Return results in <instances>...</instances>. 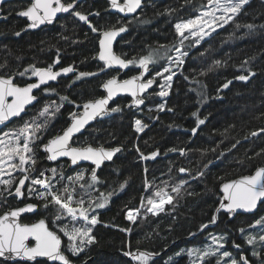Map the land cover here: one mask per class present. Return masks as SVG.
Wrapping results in <instances>:
<instances>
[{
    "label": "trees",
    "instance_id": "trees-1",
    "mask_svg": "<svg viewBox=\"0 0 264 264\" xmlns=\"http://www.w3.org/2000/svg\"><path fill=\"white\" fill-rule=\"evenodd\" d=\"M206 2L151 0L135 16L122 20L107 11L105 1L86 0L77 11L87 15V21L65 15L52 26L33 32L24 31L25 20L16 17L27 6L25 1L2 6L0 76L11 75L16 84L24 85L32 80L31 72L24 76L19 73L33 65L46 68L57 57L56 67L74 69V73L46 87L55 91L39 90L36 103L9 125H21L45 104L62 105L40 144L65 128L68 116L79 109L78 105L100 97L101 84L114 74L97 58L100 34L91 31L90 24L100 31L125 26L115 52L137 61L153 55L150 65L154 72L160 71L177 49L187 53L175 70L167 96L158 95L155 86L139 110L127 107V98H119L110 107H118L119 111L101 116L73 141L76 146L121 147L113 162L97 172L99 182L92 188L98 196L112 193L105 207L96 212L93 243L71 256L65 250V238L44 213L41 201L26 200L37 204L38 210L22 220L45 218L49 227L61 235L63 251L75 264H137L126 252L153 254L148 264H190L184 250L201 245L211 233L224 237L226 250L233 258L238 259L242 253L255 264L244 232L264 213V202L255 214L233 215L220 209L218 188L222 182L251 174L264 165V0H248L232 20L200 43L183 40L181 44L175 25L197 15ZM138 66L129 65L123 76L135 73ZM241 75L248 79L239 80ZM61 97L68 99L61 101ZM161 104L163 110L159 109ZM201 119L205 122L198 124ZM136 120L145 126L143 132L135 130ZM153 152L158 153L154 158ZM38 165L40 170L51 167L40 152ZM72 170L66 169L70 171L67 174ZM165 178L184 182L179 194L173 196V203L156 215L137 214L134 222L128 220L127 212L137 209L146 194V183ZM26 201L8 198L0 213ZM204 264H213V259Z\"/></svg>",
    "mask_w": 264,
    "mask_h": 264
},
{
    "label": "snow or ice",
    "instance_id": "snow-or-ice-1",
    "mask_svg": "<svg viewBox=\"0 0 264 264\" xmlns=\"http://www.w3.org/2000/svg\"><path fill=\"white\" fill-rule=\"evenodd\" d=\"M111 6L118 9L121 13H135L138 8L141 7L142 0H110ZM208 3L212 7L201 14V16L195 19L187 20L184 23H178L175 25L176 32L187 39L184 35L185 30L189 31L191 36L207 35L204 31V26L211 27L212 23L217 26H223L227 24L233 17L239 13L241 8L248 3V0H208ZM76 0L64 3L62 0H32L31 6L26 11L20 13L21 16L27 17L30 21V27H37L39 24L52 23L58 13L69 12L74 9ZM217 12L221 14L216 15ZM81 21H87L88 16L82 14L79 11L73 13ZM207 18V19H205ZM211 22V23H210ZM222 22V23H221ZM91 31L98 32L100 34L99 39V51L98 59L104 63L105 68L118 67L121 69L128 68L129 65L137 64L143 70L139 77H132L131 79L118 81L115 77L109 79L103 84L104 89L107 92V96L94 101H88L83 104L82 113H70L71 123L62 130V134L56 135L43 145V150L48 154L47 159L55 161L60 157H67L70 159L73 165L80 161H90L95 167L91 169L90 177L86 180L85 171L78 172L75 176H69L67 178L68 183L64 184L61 188H56V185L52 181L56 177V169H51L53 176L48 177L45 173L41 172L39 177L31 179V185H38L41 191L36 192L38 199L45 201L44 207L48 208L50 205L57 206L58 215L57 219L62 217H68L71 221L75 222L83 220L87 224L95 225L98 220L96 215L90 216V211H94L95 208H104L108 202V198L112 195L111 192L104 194L100 193L99 197L93 198L91 195V189L96 183L99 182L97 176V169L105 161L112 160L115 153L120 151V148L106 149L103 146L93 147L92 145L73 146V137L80 133L82 129L97 116L106 114L109 110L117 112L120 109L118 107L108 108L109 101L119 92L130 93L133 97V104L139 106L144 103L142 94L149 89L155 81V77L143 79L144 73L148 72V67L154 62L153 55H148L135 59H125L122 56L115 54L113 51V41L121 33L126 31L123 26H112L107 30L100 31L96 26L89 25ZM249 28L252 26L249 25ZM18 34V33H17ZM181 40V44L183 43ZM179 55L176 57L178 64L183 63V56H186V52H180L177 49ZM55 63H59V57ZM219 63V62H217ZM54 64L48 65L46 68H38L29 66L24 72L19 73L20 76L26 75L29 71L31 76L36 78L35 83H28L21 87L13 82V76L7 77L0 76V125L10 121L13 117H20L21 113L25 111L27 105L32 104L37 97L33 94L34 89H40L42 85H47L49 81H56L57 78L63 73L67 74L73 72L74 69L64 67L58 71H54ZM3 67V65H0ZM164 73L170 72V67L163 69ZM95 75V73H80V76ZM157 76H162L163 73L158 72ZM172 75L164 77L165 82L172 80ZM239 80H247L248 77L241 75L237 77ZM229 83H231L229 81ZM163 89V85L161 86ZM170 87V85H169ZM224 87H228L225 84ZM45 92L55 91L54 89L44 88ZM160 96H167V91H160ZM9 98L11 100L9 101ZM61 101H65L67 97H61ZM62 105L45 104V106L39 110L36 117L30 120H25L23 125L18 129L4 132L0 134V173H3V165L7 164L10 168L18 169L21 172H27L29 169L24 166L31 161L35 164L33 145L37 140L42 139V133L47 130L48 125L56 114L60 111ZM79 107V105L77 106ZM159 109L163 110L164 105H159ZM193 115H196L193 113ZM42 118V119H41ZM204 120H198V124H203ZM145 126H142L140 120L135 121V130L137 132H143ZM193 133L196 129H192ZM252 135H257L253 132ZM176 149H172L175 151ZM139 151V149H137ZM183 154V149L180 150ZM143 155V154H142ZM154 158L158 153L153 152ZM147 159L148 157H144ZM18 159L19 163H13ZM181 172L185 169L181 168ZM11 175V173H9ZM63 179V173L60 174ZM29 180V176L25 175L19 180V186L15 188V194L17 197H22V188L25 185V181ZM59 182V181H57ZM11 180H0V184L10 185ZM184 182L176 185L172 188V192L179 194ZM77 186L81 191L80 198L77 196ZM124 185H121L123 188ZM29 192L35 191L34 188L29 187ZM222 191L224 193L223 199L220 203V209L226 210L228 213H234L236 210L243 209L245 211H252L256 208L258 201H264V167L258 168L253 175L242 176L238 180H233L222 184ZM85 196L88 197L85 200ZM174 197L170 195L164 188L158 189L152 196L146 198L147 212L153 215L164 211L165 204H172ZM227 201V203H224ZM87 205V206H86ZM144 206V200L142 199V207ZM37 206L34 204H27L23 208H17L9 212H5L0 215V257H5L6 254L10 256H16L26 261H35L38 257L47 258L50 261H59L61 264H71L70 260L61 251V238L54 232L49 230L46 221L44 219L39 220L33 224H22L19 222V217L25 212H32ZM219 211V209H217ZM135 213V214H134ZM139 213L138 209L129 210L127 213V219L135 221L136 215ZM216 217L213 216L212 222H215ZM256 225L264 224V217L255 221ZM202 228L207 225H202ZM60 231L70 241L69 251L73 254L83 250L84 245L94 242V237L90 235L91 227L73 226L71 229L67 225L60 228ZM31 238L35 241L33 246H29L27 241ZM224 237L217 238L212 236L213 244L219 243V240ZM255 237H249L247 242L253 243ZM261 241H264V235L259 237ZM79 241V243H77ZM220 247H223L221 244ZM125 255L130 256L138 264H148L152 255L148 252H126ZM188 255L190 257L195 256L200 261H204L206 257L215 255V251L211 247L188 249ZM256 255V253H254ZM223 256L228 257L229 253L224 252ZM243 259V258H242ZM195 264V261H193ZM219 264V262H218ZM231 264H237L235 260ZM244 264H248L247 260H244Z\"/></svg>",
    "mask_w": 264,
    "mask_h": 264
},
{
    "label": "rangeland",
    "instance_id": "rangeland-1",
    "mask_svg": "<svg viewBox=\"0 0 264 264\" xmlns=\"http://www.w3.org/2000/svg\"><path fill=\"white\" fill-rule=\"evenodd\" d=\"M211 7H212V5H210L208 3V0H207L205 7L197 15H195L194 17H192L190 19H195L196 17L201 16V14L203 12L208 11ZM220 14H221L220 12L216 13L217 16H219ZM190 19H186V20L178 22V23H184V22H186L187 20H190ZM205 19H207V18H205ZM220 27H222V26H217V24H215V23H212L211 27L204 26V31L207 32L208 34L207 35H203L202 38L200 36H191L189 34L188 30H185V33H184V35L188 37L187 39H183V37H181L179 34L178 35L180 36L181 40L182 39L183 40H194V43H200L202 40L208 38L212 33H214ZM180 52H182V51L180 50ZM178 55H179V53L176 51L175 54L173 55V57L168 61V63L160 71L154 72L153 76L158 80V83H157L158 93L160 91H162V90L167 91V92L169 91V88H170L169 85H171L172 80L170 82L166 83L165 80H164V77L168 76L169 74H173L172 75V79H173V76L175 74V70L179 66V64L176 62V57ZM183 58H184V56L182 57V59ZM166 67H170V72L169 73H164L163 72V69L166 68ZM158 72L163 73V75L162 76H157L156 74ZM162 85L164 86L163 89L161 87ZM161 97L164 98L165 96H161ZM49 104H51V103H49ZM37 115H38V113L36 115H34L33 117H36ZM33 117H29L26 120H30ZM23 123L21 125H19V126H15V127H7L5 129H3L0 132V134H2L4 132H9V131L18 129L19 127H21L23 125ZM43 134H44V132L41 135L43 136ZM40 141L41 140H37L35 142V144L33 145L35 164L33 165L31 163V161H29V163L24 166L25 168L29 169V171L21 172L18 169L10 168L7 164L2 166L4 168V171H3V173H0V180H11L12 183L10 185L0 184V209L4 207V204H5V202H6V200L8 198H14L16 201H22V200H28V199H34V200L41 201L42 207L44 209V213H46L47 216L50 217L52 225L65 238V250H66V252L69 253L71 256L75 257L81 251L78 252L77 254H73L71 251H69L70 241L63 234V232L60 231V228L63 227L64 225H67L69 227V229H71L73 226H76V227L87 226V227H91V229H92L95 225H90V224L86 225V222H84L83 220H78V221L73 222L68 217H62L61 219L58 220L57 219V215L59 213H58V210H57V206L50 205L48 208H45L43 206L45 201L38 199L37 196H36V192L41 191L42 189H40V187L38 185H31V179L39 177L41 172L45 173V175L48 176V177H52L53 173H52L51 169L55 168L57 170L56 171V177L52 181V183L56 185V188H61L64 184L68 183L67 178L69 176H75L78 172L85 171V178L88 179L90 171H87L86 168L81 167V168L74 169V170L71 171V173L67 174V172H70V171H66V165L63 164L64 162L56 164V165H53V166H51L49 168H45V169L40 170V167L38 165L39 147L41 145ZM13 163L18 164L19 163L18 159L14 160ZM9 173H11V175H9ZM61 173H63V179H61V177H60ZM25 175L29 176V180L25 181V185L22 188L23 196L22 197H17L16 194H15V188L17 186H19V180L22 179ZM57 181H59V182H57ZM178 184H180V182L173 181L170 178L169 179L165 178L163 181H158L157 180V181H155L153 183L147 182L146 183V189H147L146 190V194L142 198L144 200V206L142 207V201H141L139 207L137 208L139 210L138 216H142V215H145V214L146 215H149V214L152 215V213H149L146 210L147 207H149L146 204V198L147 197L152 196L160 188H164L170 195L175 196L177 193L172 192V188L175 187ZM29 187L34 188L35 191L30 193L29 190H28ZM81 191L82 190H80L79 187L77 186V196H76L77 199L80 198ZM90 191H91V195H92L93 198L99 197L95 193L96 189H91ZM84 198H85V200L88 199L87 196H85ZM165 205H164V207H165ZM101 209H103V208H95L94 211H90V216L91 215H96V212L98 210H101ZM126 216H127V214H126ZM261 217H264V213H262V215H260V217L258 219H260ZM90 235H91V233H90ZM244 235L246 237V242H247L249 237H255V239L253 240L252 244H249L247 242V245L250 248L249 249V256H251L253 259L256 260L255 264H263V261H264V241H261L259 239V237L261 235H264V224L256 225L254 223L249 229H247L244 232ZM212 236H216L217 238L222 237V236H220L218 234H214V233L212 234L211 233L208 236H205V240L203 241V243L201 245L195 246V247H192V248H199V249L203 250L204 248L211 247L215 251V255L206 257L204 259V261H200L195 256L190 257L188 255V249H186V250H184V253H186L188 255L189 260H190V264H193V261H195V264H204V262L206 260H210V259H213V264H218V262H219V264H231V262L233 260H235L237 262V264H244V260L246 259L244 254L241 253V255H240V257L238 259L233 258L230 255V252H228L226 250L225 240L222 239V240H219V243L213 244ZM77 243H79V241H77ZM221 244L223 245V247H220ZM88 245L89 244L86 243L84 245V247H83V250ZM235 248H237V247H235ZM189 249H191V248H189ZM225 251L229 253L228 257L223 256V253ZM254 253H256V255H254ZM261 254H262V256H261ZM135 262L138 264L137 261H135ZM247 262H248V264H251L248 260H247Z\"/></svg>",
    "mask_w": 264,
    "mask_h": 264
},
{
    "label": "water",
    "instance_id": "water-1",
    "mask_svg": "<svg viewBox=\"0 0 264 264\" xmlns=\"http://www.w3.org/2000/svg\"><path fill=\"white\" fill-rule=\"evenodd\" d=\"M12 1H15V0H0V22L3 20L2 10H1L2 6L5 5V4H7V3H9V2H12ZM25 1L30 2V5L28 6V7H30V6H31V3H32V0H25ZM82 1H84V0H76V4H79V3L82 2ZM103 1H105V2L108 4V11H109L110 13H113V14H115V15H118V16L124 18V19H127V18H130V17H133L134 15H136V14L138 13V11L142 8L143 4H144L145 2H147V1H151V0H142L141 7L138 8V9L136 10L135 13H121V12L118 11V9H115V8H113V7L111 6V2H110V0H103ZM120 2L123 3V0H120ZM76 4H75V5H76ZM28 7H27V8H28ZM27 8L24 9V10H22V11H26ZM22 11L18 12L16 15H17V17L24 18V19L27 21V25H26V27H25V31H34V30H37V29H39V28H41V27H43V26L51 25V24H53V23L55 22V20L59 17V15L67 13V12H65V13H58L57 16L54 18V20H53L52 23H50V24H49V23L39 24L37 27L33 28V27H30L31 21H30L27 17H24V16H21V15H20V13H21ZM124 34H125V32L121 33V34H120L119 36H117L116 39L113 41V51H114V46H115L116 42H117V41L121 38V36H123ZM99 39H100V37H99ZM98 51H99V40H98ZM115 54H116V53H115ZM114 68H115L116 70H125V69H126V68H125V69H121V68H118V67H114ZM57 71H58V70H57ZM142 71H143V70L140 69L139 73H137L136 75L130 76V77L126 78V79H119V76H114V77H115L118 81H123V80L131 79L132 77H139ZM152 73H153V69H152L151 65H149V67H148V72L144 73L143 79L146 81V80L152 75ZM61 75H64V74L62 73ZM61 75H60V76H61ZM60 76H59V77H60ZM59 77H58V78H59ZM58 78H57V79H58ZM111 78H113V77H111ZM111 78H109V79H111ZM109 79H108V80H109ZM108 80H106L104 83H106ZM13 82H14V79H13ZM35 82H36V78H35V81L32 82V83H35ZM53 82H55V81H49V83H48L47 85H49L50 83H53ZM104 83H103V84H104ZM103 84H102L101 87H100V91H101V93H102V96H100V97H98V98H96V99H93V100H89V101H94V100L101 99V98H104V97L107 96V92H106V90L104 89ZM156 84H157V81L155 80L154 83L152 84V86H151L149 89H147V90L142 94L143 100H144V96H145L146 94L150 93L151 90L156 86ZM47 85H42L41 88H42V87H45V86H47ZM23 86H25V85H23ZM23 86H21V87H23ZM38 90H39V89H34V90H33V94L35 95V93H36ZM35 96H36V95H35ZM122 97H126V98L129 100V101H128V106H127V107H129V108H133L134 110H139V109L142 108V107L144 106V104H145V101H144L143 104L137 106V105L133 104V97L131 96L130 93H127V92H119V93H117L115 96H113V98L109 101L108 108L110 109V106L112 105V103H113L114 101H116L117 99L122 98ZM10 100H11V98H9V101H10ZM36 101H37V99H36L35 101H33L32 104L27 105L26 108H25V111H24L23 113H21V116H23V115L26 113L27 109L30 108V107H32V106L36 103ZM86 102H88V101H86ZM86 102H84V103H86ZM84 103H82V104L80 105V110H79L77 113H82V112H83V104H84ZM109 112H110V110H109L108 112H106V114H104V116H107V115L109 114ZM21 116H20V117H21ZM101 116H103V115H101ZM99 117H100V116H97L95 119L91 120V121L85 126V128L81 130L80 133H77V134L73 137V139L76 138V137H78V136H80V135H82V134H83V133H84L89 127H91V126L97 121V119H98ZM17 118H19V117H13L10 121H7V122H5V124L0 125V129H2L3 127H5L6 125H8L9 123H11L12 121H14V120L17 119ZM68 118H69V122H68L67 126H66L64 129H66V128L70 125V123H71L70 115H69ZM60 134H62V131H61ZM54 137H55V136H54ZM54 137H52V138H54ZM52 138H50V139H52ZM50 139H48L44 144H46ZM44 144H43V145H44ZM43 145L40 146L39 151H40V153L44 156V158H43L44 162H45L46 164H48V165H52V164H55V163L60 162V161H66V162H67V168H66L67 170H72V169H74V168H76V167H80V166H89L91 169H92L93 167H95L90 161H80V162H78L77 164L73 165V164L71 163L70 159L67 158V157H60V158H58V159L55 160V161L48 160V159H47V155H48V154L43 150ZM73 146H74V145H73ZM76 147H79V146H76ZM93 147H99V146H93ZM104 148H106V149L120 148V151H121V147H119V146H118V147H104ZM120 151H119V152H120ZM119 152L115 153V155L113 156L112 160H110V161H105V162L100 166V168L97 169V172H98L99 170H101V169L103 168L104 165L111 164V163L113 162V160L116 158V156L118 155ZM260 167H264V165H262V166H258V167H257V168H256L251 174H248V175H253V174L255 173V171H256L258 168H260ZM90 173H91V171H90ZM242 176H247V175H242ZM242 176H239V177H236V178H233V179H230V180H226V181L222 182V183L219 185V188H218V189H219V193H220L222 199H223V196H224V193H223V191H222V184H223V183H226V182L233 181V180H238V179H240ZM263 202H264V201H258V202H257V206H256V208L253 209L252 211H245V210H243V209H239V210H236V211H235L234 213H232V214H233V215H237V214H241V215H252V214H255V213L258 211L260 205H261ZM224 203H227V201H224ZM27 204H34V205H36L35 203H26V204L21 205V206H19V207L9 209V210H7V211H5V212H9V211H11V210H15V209H17V208H23V207H25ZM36 206H37V205H36ZM37 210H38V206H37V207L35 208V210L32 211V212H25V213H23V214L19 217V222L22 223V224H33V223H37V222H38L39 220H41V219H44V220L46 221L45 218H42V217H41V218H38L37 220L31 222V223H23V222H21V217H23L24 215H33V214H35V213L37 212ZM5 212H3L1 215H3ZM46 224H47L49 230L54 231L53 229H51V228L49 227L47 221H46ZM54 232H56V231H54ZM56 233H57V232H56ZM57 234H58V233H57ZM58 235H59L60 238H61V251H62L63 254H64V255L70 260L71 264H75L73 261H71V259L68 257V255L63 251V240H62L61 235H60V234H58ZM27 243L29 244V246H33V245L35 244V241L32 240L31 238H29V240L27 241ZM0 261H1V262H4V263H7V264H15V263L33 264V263L36 262V261H44V262H46V263H48V264H61V262H59V261H50V260H48L47 258H44V257H38L35 261H26V260H24V259H22V258H19V257H16V256H10L9 254H6L5 257H0Z\"/></svg>",
    "mask_w": 264,
    "mask_h": 264
},
{
    "label": "flooded vegetation",
    "instance_id": "flooded-vegetation-1",
    "mask_svg": "<svg viewBox=\"0 0 264 264\" xmlns=\"http://www.w3.org/2000/svg\"><path fill=\"white\" fill-rule=\"evenodd\" d=\"M15 1H20V0H15ZM21 1H25V0H21ZM86 0H84V1H82V2H85ZM103 1V0H102ZM13 2V1H12ZM26 3H27V6L24 8V9H26L29 5H30V2H28V1H25ZM62 2H64V3H68V2H71V0H62ZM82 2H80L79 4H81ZM79 4H76L75 5V7H74V9H72V10H70L69 12H67V13H65V14H61V15H59V17L55 20V22L60 18V17H62V16H65V15H72V16H74L75 18H77V16H75L73 13L75 12V11H77V6L79 5ZM6 5V4H5ZM144 5V4H143ZM4 6V5H3ZM107 6H108V4H107ZM143 7V6H142ZM24 9H22V10H24ZM2 10V9H1ZM22 10H20V11H22ZM141 10V9H140ZM139 10V11H140ZM19 11V12H20ZM107 11H108V8H107ZM138 11V12H139ZM109 12V11H108ZM18 13V12H17ZM16 13V14H17ZM110 13V12H109ZM111 14H113V13H111ZM115 15V14H114ZM2 16H3V13H2ZM115 16H117V17H119V18H121L122 20H126V19H124V18H122V17H120V16H118V15H115ZM135 16V15H134ZM16 17H17V15H16ZM19 18H21V17H19ZM131 18V17H130ZM22 19H24V18H22ZM127 19H129V18H127ZM25 20V19H24ZM25 22H26V25H27V21L25 20ZM54 22V23H55ZM53 23V24H54ZM53 24H51V25H48V26H43V27H41V28H39V29H37V30H40V29H42V28H44V27H50V26H52ZM26 25H25V27H26ZM121 26H123V25H121ZM25 27H24V31H25ZM120 27V26H119ZM123 27H125V26H123ZM118 28V27H117ZM37 30H34V31H37ZM29 32H33V31H29ZM126 32V31H125ZM99 37H100V35H99ZM122 37V36H121ZM99 40V39H98ZM117 43V42H116ZM97 46H98V43H97ZM115 47V46H114ZM114 52H115V50H114ZM116 53V52H115ZM117 54V53H116ZM118 55V54H117ZM97 58H98V52H97ZM99 60V59H98ZM100 61V60H99ZM102 62V61H101ZM58 63H54V71H57V70H59V69H61V68H64V67H69V66H64V67H56V65H57ZM152 67V66H151ZM111 69L113 70V72H114V74L113 75H111L109 78H111V77H114V76H119V79H126V78H128V77H130V76H133V75H136L137 73H139V71H140V67L138 66V70L135 72V73H133V74H131V75H129V76H126V77H124L123 76V74L128 70V68H126L125 70H116L114 67H111ZM153 69V68H152ZM72 73H74V71L73 72H70V73H67V74H64V75H61L56 81H58L61 77H64V76H67V75H69V74H72ZM154 70H153V73H152V75L148 78V79H151V78H153L154 76ZM109 78H107V79H105L104 81H103V83L106 81V80H108ZM14 79V78H13ZM155 80L157 81V83H158V80L155 78ZM35 81V77H32V80L30 81V82H28V83H32V82H34ZM56 81L55 82H53V83H50L49 85H47V86H45V87H42V88H40L39 90H42V89H44V88H46V87H48V86H50V85H52V84H54V83H56ZM14 83H15V80H14ZM28 83H26V84H28ZM102 83V84H103ZM26 84H24V85H26ZM101 84V85H102ZM19 86H23V85H19ZM156 86H157V84H156ZM101 87V86H100ZM38 90V91H39ZM99 90H100V88H99ZM37 91V92H38ZM37 92L35 93V95H36V97H37ZM101 92V91H100ZM102 94V93H101ZM147 95V94H146ZM145 95V96H146ZM102 96V95H101ZM145 96H144V101H145ZM123 98V97H122ZM126 98V97H125ZM37 99H38V97H37ZM129 101V100H128ZM128 106V105H127ZM111 107V106H110ZM31 108V107H30ZM29 109V108H28ZM28 109H27V111H28ZM80 110V106H79V109L77 110V111H75L76 113L78 112ZM26 111V112H27ZM25 115V114H24ZM22 117V116H21ZM69 117V116H68ZM101 117V116H100ZM99 117V118H100ZM20 118V117H19ZM18 119V118H17ZM16 120V119H15ZM14 120V121H15ZM14 121H12L11 123H9L8 125H6L5 127H3L2 129H0V132L3 130V129H5V128H7V127H9V125L10 124H12ZM68 122H69V118H68ZM68 124V123H67ZM67 126V125H66ZM65 126V127H66ZM90 128V127H89ZM64 129V128H63ZM61 133V132H60ZM59 133V134H60ZM85 133V132H84ZM83 133V134H84ZM82 134V135H83ZM58 135V134H57ZM56 136V135H55ZM81 136V135H80ZM54 137V136H53ZM79 137V136H78ZM52 138V137H51ZM77 138V137H76ZM76 138H74L73 139V141L76 139ZM50 139V138H49ZM48 140V139H47ZM46 140V141H47ZM45 141V142H46ZM73 141H72V143H73ZM45 142H43L41 145H43ZM40 145V146H41ZM74 146H76V145H74ZM39 149H40V147H39ZM40 152V151H39ZM42 155V154H41ZM42 157L44 158V156L42 155ZM65 163L66 164V168H67V162L66 161H60V162H57V163H55V164H52V165H48V166H53V165H56V164H59V163ZM81 167H89V166H80V167H76V168H74V169H77V168H81ZM89 169H90V171H91V168L89 167ZM89 175H90V173H89ZM26 201V200H25ZM26 203H34V202H30V201H26V202H24V203H22V204H20V205H18V206H15V207H12V208H16V207H19V206H21V205H24V204H26ZM37 205V204H36ZM12 208H9V209H12ZM9 209H6V210H4L3 212H5V211H7V210H9ZM3 212H1L0 213V215L3 213ZM37 213V212H36ZM34 215V214H33ZM26 216H32V215H24L23 217H21V222H23V223H31V222H33V221H35V220H37L38 218H41V217H38V218H36L35 220H32V221H30V222H25V221H23L22 220V218H24V217H26ZM1 262V261H0ZM4 263V262H3ZM7 264V263H6Z\"/></svg>",
    "mask_w": 264,
    "mask_h": 264
},
{
    "label": "built area",
    "instance_id": "built-area-1",
    "mask_svg": "<svg viewBox=\"0 0 264 264\" xmlns=\"http://www.w3.org/2000/svg\"><path fill=\"white\" fill-rule=\"evenodd\" d=\"M128 213V212H127ZM135 214V213H134ZM137 216V215H136Z\"/></svg>",
    "mask_w": 264,
    "mask_h": 264
}]
</instances>
